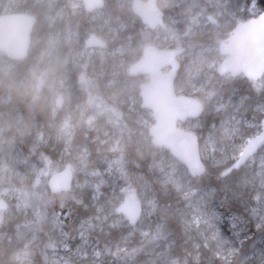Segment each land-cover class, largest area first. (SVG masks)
<instances>
[{
    "label": "rangeland",
    "instance_id": "1",
    "mask_svg": "<svg viewBox=\"0 0 264 264\" xmlns=\"http://www.w3.org/2000/svg\"><path fill=\"white\" fill-rule=\"evenodd\" d=\"M131 2L107 0L106 8L87 12L83 0H0V13L28 12L41 21L27 74L17 86L0 88V200L6 204L0 244H12L13 264H264V147L226 188L193 182L185 165L151 143L155 121L140 97L146 79L130 77L128 62L151 44L184 50L176 88L210 104L218 119L207 132L199 130L200 119L184 128L199 132L202 159L226 164L262 132L264 96L250 105L237 90L220 93L221 43L204 48L193 38L231 33L248 4L158 0L166 26L152 31L136 29L134 20L110 8ZM91 33L106 41L104 49L85 47ZM0 59V74L12 76L14 63L4 53ZM251 88L264 90V77ZM37 99L44 116L32 124L15 104ZM77 133L90 148L74 145ZM70 163L72 192L49 198L50 176ZM173 191L180 198L171 215L182 228V255L160 228L167 220L160 201ZM131 192L144 208L135 227L117 209Z\"/></svg>",
    "mask_w": 264,
    "mask_h": 264
},
{
    "label": "water",
    "instance_id": "2",
    "mask_svg": "<svg viewBox=\"0 0 264 264\" xmlns=\"http://www.w3.org/2000/svg\"><path fill=\"white\" fill-rule=\"evenodd\" d=\"M133 3L134 14L141 18L145 26L152 29L164 26V13L157 0H134ZM84 5L88 12H96L104 8L105 0H84ZM36 22L37 18L26 12L0 13V54L4 53L11 61L27 58L33 46ZM86 38V48H105V43L96 34H90ZM219 52L224 57L219 66L220 75L260 81L264 77V10L256 17L239 22L233 32L221 42ZM182 54V49L160 50L154 45H147L141 58L131 65L129 74L149 78L140 87V97L143 101L142 108L151 111L155 121L148 129L152 137L151 143L155 148L169 151L177 161L185 165L188 174L197 178L205 171L200 141L194 131H186L181 126L188 120H198L204 108L198 98L176 94L174 81ZM166 69L170 70L166 72ZM261 127L262 132L249 140L240 156L223 171L224 176L243 169L262 150L264 117ZM74 181V170L70 163L50 176L48 188L54 195L69 193L73 190ZM5 208L6 204L0 200V211ZM117 209L133 227L142 220L143 202L137 192L128 193ZM1 222L0 218V225Z\"/></svg>",
    "mask_w": 264,
    "mask_h": 264
},
{
    "label": "trees",
    "instance_id": "3",
    "mask_svg": "<svg viewBox=\"0 0 264 264\" xmlns=\"http://www.w3.org/2000/svg\"><path fill=\"white\" fill-rule=\"evenodd\" d=\"M234 1L236 2V4H238L239 7L242 6L243 3L248 4L246 10L239 13V17L241 18V21H247V19L256 17V16H258L259 13H261L264 10V0H234ZM110 8L113 11V14L115 16L122 14L126 18L129 19V22L134 20L133 25L135 26L136 29H139L140 27L144 26L141 23L140 19L133 17L134 14H132L131 9L128 10L127 13H123V9L112 8L111 6H110ZM255 10H256V12H255ZM32 15H34V14H32ZM241 21H238V22L236 21L235 23H233L231 25V29H232L231 31H233V29L236 27V25ZM40 23H41L40 19L37 18L33 39L35 38V35H36V31H37L36 28L38 27V25H40ZM76 26H77V22L75 24L73 23L72 27L77 29V33L79 35L80 29L77 28ZM133 31L134 30H132L130 28L129 31H127V32L129 33V32H133ZM229 35H230V33L226 34L225 32H222V31H218L217 33H215V35L212 33H204V34L201 33V34L195 36L193 38V41H196L199 44V46L205 48V46H208L209 44H211V42H215L217 40L222 42ZM83 42H84V38L82 39V43ZM218 55H219V57H221V55L219 53H218ZM31 56H32V51L29 53L28 57L25 59H22L19 61H15V60L11 61L10 60L11 63H14V71L12 72L13 74L10 77H4L3 74H0V88H2L4 86L3 87L4 91H6L9 87V85H11V84H14L15 86L18 85L19 81H21L23 79V77L27 74V72L30 68L29 59L31 58ZM2 58H4V56ZM132 60L134 61V59H131V61ZM216 75L218 76V80L221 81V83H222L221 84L222 87H221V89L219 88V92L224 93L225 96H228L232 90H237L240 92V94H244V95H247L249 97L247 103L250 105H254L255 99H257L259 97L258 95L264 96V90H262L261 92L255 93L256 92L255 89L251 88V86L254 83L251 80L249 81L245 78H240V77L239 78H233L230 75H228V76L220 75L219 70L217 71ZM247 87H249V89L245 90ZM183 94L185 96L186 95L190 96L187 93L186 94L183 93ZM191 97L198 98L196 96H191ZM198 99L203 103L201 98H198ZM28 100H30V99H28ZM28 100L24 101V103H22L21 101L20 102L18 101V103L15 104V106H16L15 111L17 113L21 112L23 114V116H25V118L30 123L33 124L37 120H42L43 116H44L43 111H42V113H40V111H41L40 110L41 99H37L34 102L28 101ZM203 108H204V111L201 114V116L198 118V119H200V122H201V128H199V130L202 132H207V131H209V128L211 127V125L218 122V119L215 118V115L212 114V108H211L210 104L204 105V103H203ZM11 109H13V107H8V111L11 113V115H13V112L11 111ZM41 109H42V107H41ZM263 115L264 114H262V116L259 115L261 120L264 117ZM195 133L197 134V136L199 138V132H195ZM131 135H134V133ZM199 141H200V139H199ZM74 145L83 146L86 148L91 147V145L88 144V139H85V137L79 133H77V137L74 140ZM130 149H131V147H130ZM132 156L134 157L135 155L133 154ZM234 160H232L226 164H223L219 167H215V166H213V164L211 162H209L205 159H202V161L205 163V171L203 172L204 174L201 175L200 177L194 178L193 182H197L200 185L205 184L209 187H215L217 189L226 188V186L229 184L228 182L230 180H232L235 176L241 175L243 173V170H244V167H243V169H241L240 171H232L233 172L232 174H230L228 176H224L223 171H225L228 167H230L232 165V163L234 162ZM142 171L145 172V170H142ZM51 195H53V194L49 191L48 197L50 198ZM81 198L83 199V197H81ZM179 200H180V198L178 196H176L174 191L171 193L169 192V194L162 196V200L160 201L161 207L164 208L163 214L167 215V216H164V218H166L167 220L163 225H160V224L159 225H160V228L163 229L162 230V236H169L170 238L175 240V244L173 245L172 250L174 249L177 254L182 255V251L178 252V251H180L179 248L182 249L183 247H186V245L183 244L185 240L182 239V228H180V226L178 225L177 218L171 215V214H173V206H175L179 202ZM17 234L18 235L23 234V231L21 230V228H19ZM251 242L252 241L247 240V243L244 244L242 251H246L247 248L249 247V245L251 244ZM133 244L138 245V243H136V242ZM141 245L142 244H139V246H141ZM12 251H13V246L11 243L8 245L6 243V241H4L3 243L0 244V264H13V262L11 260Z\"/></svg>",
    "mask_w": 264,
    "mask_h": 264
},
{
    "label": "flooded vegetation",
    "instance_id": "4",
    "mask_svg": "<svg viewBox=\"0 0 264 264\" xmlns=\"http://www.w3.org/2000/svg\"><path fill=\"white\" fill-rule=\"evenodd\" d=\"M133 1L134 0H132V4H131V7L129 8V6H130V4H129V6H128V8L127 7H123V13H127V11L128 10H130L131 9V11H132V14H134V6H133ZM143 2H147L148 0H142ZM157 2H158V0H157ZM83 4H84V0H83ZM108 4H107V0H105V6H104V8H106V6H107ZM158 6H159V2H158ZM161 9H162V13H164V16H163V21H164V26H161V27H159V28H157V29H152V28H149L148 26H145L143 23H142V20H141V18L140 17H138L136 14H134V18H137V19H140V21H141V23L144 25L143 27L144 28H148L149 30H152V31H155V30H158V29H161L162 27H165L166 26V18H167V14L165 13V9L164 8H162L161 6H159ZM103 8V9H104ZM85 10H86V8H85ZM87 11V10H86ZM88 12V11H87ZM23 13V12H22ZM26 13H28V12H26ZM2 14V13H1ZM28 14H30V13H28ZM32 14V13H31ZM124 16V15H123ZM124 18L126 19V17L124 16ZM36 25V24H35ZM34 30H35V26H34ZM233 32V31H232ZM231 32V33H232ZM230 33V34H231ZM91 34H94V33H91ZM33 35H34V32H33ZM98 36V35H97ZM87 37V36H86ZM99 37V36H98ZM101 39H102V41L105 43V47H106V41L102 38V37H100ZM227 38V37H226ZM87 39V38H86ZM224 41V40H223ZM85 42H86V40H85ZM151 45H154V46H156L158 49H160V50H162V49H166V50H173V49H179V48H166L165 46H158V45H155V44H151ZM145 48V47H144ZM143 48V49H144ZM102 49H104V48H102ZM183 50V49H182ZM31 51V50H30ZM143 51V50H142ZM142 51H141V54H140V56H138V58L135 60V61H133L131 64H130V66H129V70H130V67H131V65L133 64V63H135V62H137L140 58H141V55H142ZM183 52H184V50H183ZM5 55V54H4ZM221 55V54H220ZM6 56V55H5ZM221 60H220V62H222L223 61V59H224V57L221 55ZM131 59L132 58H130L129 59V63H130V61H131ZM179 66H180V58H179ZM180 68H181V66H180ZM180 68H179V70H180ZM170 69H166L165 71L166 72H168ZM179 70L177 71V75H176V79H175V81H174V88H175V91H176V94L177 95H184L182 92H180L177 88H176V83H177V80H178V74H179ZM129 76H130V74H129ZM131 77V76H130ZM133 77H135V76H133ZM138 78H145L146 79V81L145 82H143L142 84H144V83H147L148 81H149V78H147L146 76H137ZM142 86V85H141ZM140 86V87H141ZM263 120V119H262ZM188 121H190V120H188ZM187 123V122H186ZM185 124V123H184ZM184 124L181 126L184 130H190V129H185L184 128ZM261 124H262V122H261ZM191 131H194V130H191ZM195 132V131H194ZM73 166V165H72ZM48 190H49V188H48ZM50 192H51V190H49Z\"/></svg>",
    "mask_w": 264,
    "mask_h": 264
},
{
    "label": "bare ground",
    "instance_id": "5",
    "mask_svg": "<svg viewBox=\"0 0 264 264\" xmlns=\"http://www.w3.org/2000/svg\"><path fill=\"white\" fill-rule=\"evenodd\" d=\"M198 141H199V138H198ZM236 159H237V158H236ZM236 159H235V160H236ZM204 164H205V163H204Z\"/></svg>",
    "mask_w": 264,
    "mask_h": 264
}]
</instances>
